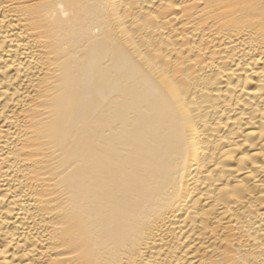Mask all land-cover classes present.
Wrapping results in <instances>:
<instances>
[{
	"label": "bare ground",
	"instance_id": "bare-ground-1",
	"mask_svg": "<svg viewBox=\"0 0 264 264\" xmlns=\"http://www.w3.org/2000/svg\"><path fill=\"white\" fill-rule=\"evenodd\" d=\"M0 264H264V0H0Z\"/></svg>",
	"mask_w": 264,
	"mask_h": 264
}]
</instances>
